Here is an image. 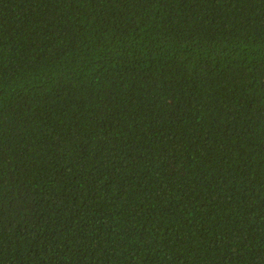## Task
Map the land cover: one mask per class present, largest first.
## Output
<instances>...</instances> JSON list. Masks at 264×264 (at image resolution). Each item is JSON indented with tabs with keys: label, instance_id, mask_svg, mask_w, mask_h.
<instances>
[{
	"label": "trees",
	"instance_id": "16d2710c",
	"mask_svg": "<svg viewBox=\"0 0 264 264\" xmlns=\"http://www.w3.org/2000/svg\"><path fill=\"white\" fill-rule=\"evenodd\" d=\"M0 264H264V0H0Z\"/></svg>",
	"mask_w": 264,
	"mask_h": 264
}]
</instances>
